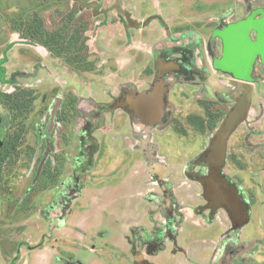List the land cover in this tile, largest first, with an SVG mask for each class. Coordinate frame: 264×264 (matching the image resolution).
Returning <instances> with one entry per match:
<instances>
[{
	"label": "rangeland",
	"instance_id": "obj_1",
	"mask_svg": "<svg viewBox=\"0 0 264 264\" xmlns=\"http://www.w3.org/2000/svg\"><path fill=\"white\" fill-rule=\"evenodd\" d=\"M249 5L264 9V0H0V264H135L139 249L149 264H264L258 62L248 80L221 58L230 82L219 79L213 95L199 93V80L175 84L176 120L151 141L161 174L109 108L122 88L145 87L170 36L213 41ZM235 81L252 84L250 99L214 171L242 206L240 220L212 207L201 182L243 95Z\"/></svg>",
	"mask_w": 264,
	"mask_h": 264
},
{
	"label": "flooded vegetation",
	"instance_id": "obj_2",
	"mask_svg": "<svg viewBox=\"0 0 264 264\" xmlns=\"http://www.w3.org/2000/svg\"><path fill=\"white\" fill-rule=\"evenodd\" d=\"M246 12L247 14L243 19H248L253 23L254 27H228L230 24H228V26L217 27V36L213 39V41L211 37L204 40L198 35L192 40L185 41L183 40V36L181 34L177 37V39H182L175 41L176 39L173 36H170L168 41L172 45L169 48H165L158 56L155 57V67L150 73V80L145 84V87L142 89H135L134 87L122 88L119 90L118 96L114 98L113 105L109 107L112 111L118 109L117 111H119V114L121 115L118 118V123L125 124L126 126L128 125V128L131 129L130 137L136 142V145L131 146L132 149L139 152L141 158L148 160V162L155 160L153 167L155 170L157 169L156 171L160 174L162 163L158 160L159 158L156 155L158 150L157 146L153 144L154 140L153 142L151 141L155 131L161 132L162 128L165 126L168 127L169 124L172 125L176 120L174 112L175 107L171 108V98L176 96L173 87L179 81L191 82L192 80H199L198 84L201 85V91L199 93L204 95L203 92L207 90L211 95H213L212 90L218 91V86L223 85L221 82L223 80L219 79H226L227 81L223 82L229 84V78L222 75V70H220L221 66L219 65L222 62L219 60H221V58L222 60L224 59L222 57V42L224 41V44L226 42H230L229 38H231V36H235L239 43H255L258 39V33L260 35L264 33V27H258L259 22L264 20V9L249 5ZM211 41L212 47L209 50L208 46L211 45ZM193 48H195L196 51H192ZM251 51L254 50L245 49L243 56L240 57L243 65L242 67L247 68V70H243L241 67V69L236 70L235 72L236 75L243 76L248 80L253 76L252 74L254 73V68L257 62L258 68L264 72V64L261 61V58L260 61L256 60L259 58L253 59V53ZM196 54H198L197 57H195ZM248 60H252V62L246 66V62ZM215 63H217L216 68L215 65L213 66ZM171 65L173 70L169 69L171 68ZM175 69L176 71L173 75H171V71H174ZM233 84L237 85L236 87H238L240 92L243 93V95L239 93L242 95L239 101L242 99L249 101L250 87L252 84L241 83L239 81H235ZM234 89L236 88H229V90ZM211 102L213 101L211 100ZM152 104H158L156 105V107H158V114H156V116L151 113L154 109ZM211 104L213 105V103ZM211 110L210 113L212 114L213 111ZM212 116L213 115H211V117ZM146 144H148L149 149L151 147L148 153L145 148ZM193 166L202 172L205 171V168L201 163H199V161L194 162ZM163 199L166 207L165 198L163 197ZM165 211L169 214L171 212V208L167 210L165 209ZM158 245L159 241L156 239L149 242L148 246L145 248V253L153 252ZM142 251L143 250L141 249L135 251L133 255L135 264H149L142 257Z\"/></svg>",
	"mask_w": 264,
	"mask_h": 264
},
{
	"label": "water",
	"instance_id": "obj_3",
	"mask_svg": "<svg viewBox=\"0 0 264 264\" xmlns=\"http://www.w3.org/2000/svg\"><path fill=\"white\" fill-rule=\"evenodd\" d=\"M258 26L264 27V20L259 22ZM230 27H254V25L252 22L246 19ZM260 37L261 38H259L258 36V39L256 43H254V45L249 43H239L235 36H231V38H229L230 42H226L224 44V60H226L230 64L231 69L229 70L231 72L235 73L236 70L241 69V67L243 66L240 57L243 56L245 49L254 50L251 51L253 55L256 53H260L262 55V62L264 64V33L261 34ZM251 62L252 60L250 61V63ZM247 102L248 100L245 99L239 101L236 107L231 112H229L224 121V124L217 131L206 158L209 166L213 167V171L210 176L201 179V182L205 187V197L210 201L211 206H224L232 215L237 216L238 220L243 217L241 213L242 206L237 200L235 193H233L231 189L223 187L224 184H222V180H217V177H215L217 171H214V168L218 166L219 162L222 160L227 135L231 127L243 115L247 106Z\"/></svg>",
	"mask_w": 264,
	"mask_h": 264
},
{
	"label": "bare ground",
	"instance_id": "obj_4",
	"mask_svg": "<svg viewBox=\"0 0 264 264\" xmlns=\"http://www.w3.org/2000/svg\"><path fill=\"white\" fill-rule=\"evenodd\" d=\"M246 64H247V62H246ZM156 100V99H155ZM145 102H147V101H145ZM153 105V104H152ZM156 105H158V104H155V105H153V110H152V112L151 113H153V115L155 114V116H156V114H158V112H157V109H158V107H156ZM152 107V106H151ZM151 116V115H150Z\"/></svg>",
	"mask_w": 264,
	"mask_h": 264
},
{
	"label": "trees",
	"instance_id": "obj_5",
	"mask_svg": "<svg viewBox=\"0 0 264 264\" xmlns=\"http://www.w3.org/2000/svg\"><path fill=\"white\" fill-rule=\"evenodd\" d=\"M45 175V173L42 174V176Z\"/></svg>",
	"mask_w": 264,
	"mask_h": 264
}]
</instances>
